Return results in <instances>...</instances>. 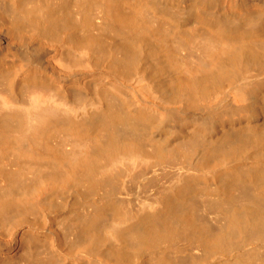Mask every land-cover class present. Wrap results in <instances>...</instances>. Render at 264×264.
<instances>
[{
    "label": "bare ground",
    "instance_id": "bare-ground-1",
    "mask_svg": "<svg viewBox=\"0 0 264 264\" xmlns=\"http://www.w3.org/2000/svg\"><path fill=\"white\" fill-rule=\"evenodd\" d=\"M0 264H264V0H0Z\"/></svg>",
    "mask_w": 264,
    "mask_h": 264
}]
</instances>
